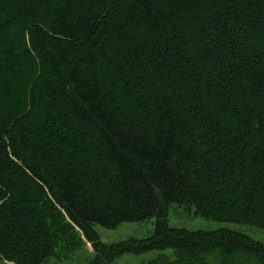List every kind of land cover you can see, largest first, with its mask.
<instances>
[{"label": "trees", "instance_id": "obj_1", "mask_svg": "<svg viewBox=\"0 0 264 264\" xmlns=\"http://www.w3.org/2000/svg\"><path fill=\"white\" fill-rule=\"evenodd\" d=\"M184 209L264 230V0H0V260L264 264L247 233L170 225Z\"/></svg>", "mask_w": 264, "mask_h": 264}, {"label": "rangeland", "instance_id": "obj_2", "mask_svg": "<svg viewBox=\"0 0 264 264\" xmlns=\"http://www.w3.org/2000/svg\"><path fill=\"white\" fill-rule=\"evenodd\" d=\"M181 209V208H179ZM172 211L169 215V224L183 226L187 229H217L220 227L232 228L247 233L264 243V230L256 227L233 223L227 221H218L205 219L200 216H194L193 212H187L186 209ZM154 227V218H149L138 222H122L115 228H105L99 224H94V229L99 235L101 241L106 243L117 242L128 238H144L149 236ZM165 254L173 258V250L166 248L163 250L153 249L142 254L124 253L107 264H145L147 261L155 258L158 254ZM94 256L90 243L83 242L81 246L73 249L71 252H58L56 255L49 257L41 264H87ZM0 264H13L8 261H1Z\"/></svg>", "mask_w": 264, "mask_h": 264}]
</instances>
